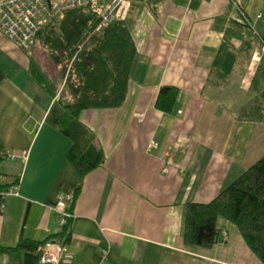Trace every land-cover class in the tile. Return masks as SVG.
<instances>
[{
  "label": "crops",
  "instance_id": "obj_1",
  "mask_svg": "<svg viewBox=\"0 0 264 264\" xmlns=\"http://www.w3.org/2000/svg\"><path fill=\"white\" fill-rule=\"evenodd\" d=\"M129 2L127 93L118 107L79 113L104 155L81 178L67 160L70 140L45 121L53 99L30 75L31 53L0 33V183L18 191L3 200L0 246L54 239L52 208L79 187L64 264H262L223 217L225 235L210 247L182 235L188 202L211 201L264 154L260 39L229 0ZM238 3L262 34L264 0ZM162 86L178 90L170 113L155 107ZM22 150L26 159L3 157ZM39 257L38 247L16 250L0 253V264Z\"/></svg>",
  "mask_w": 264,
  "mask_h": 264
},
{
  "label": "trees",
  "instance_id": "obj_2",
  "mask_svg": "<svg viewBox=\"0 0 264 264\" xmlns=\"http://www.w3.org/2000/svg\"><path fill=\"white\" fill-rule=\"evenodd\" d=\"M98 21L86 8L68 10L61 20L49 22L37 33L32 48L39 50L29 57L30 75L53 99L45 121L70 140L67 160L80 178L101 165L104 155L95 136L79 121V113L122 104L136 51L123 20L96 31ZM177 94L176 87L162 86L155 107L170 113ZM11 185L0 183V191ZM78 189L73 191L74 198ZM218 217L237 227L247 247L264 264V154L211 201L186 204L184 242L207 248L219 241ZM69 228L67 221L53 238L68 243ZM49 239L21 240L14 247L0 246V253L33 250Z\"/></svg>",
  "mask_w": 264,
  "mask_h": 264
},
{
  "label": "built area",
  "instance_id": "obj_3",
  "mask_svg": "<svg viewBox=\"0 0 264 264\" xmlns=\"http://www.w3.org/2000/svg\"><path fill=\"white\" fill-rule=\"evenodd\" d=\"M236 8L247 26L258 36L264 50V32L258 34L254 22L240 7L238 0H229ZM130 6L129 0H0V33L13 42L20 50L28 51L37 40V33L49 22L61 20L65 12L76 8H86L98 17L96 31L107 28L112 22L122 20ZM262 21L264 16L259 13L256 19ZM4 158L26 159L28 150L19 154L6 151ZM7 195H18L15 185L0 191V213L4 209V198ZM73 191L59 194L52 210L55 213L59 227L70 221L72 213L69 209L72 203ZM223 232L221 236H224ZM40 257L37 264H64L72 259L67 243L49 239L39 247Z\"/></svg>",
  "mask_w": 264,
  "mask_h": 264
},
{
  "label": "rangeland",
  "instance_id": "obj_4",
  "mask_svg": "<svg viewBox=\"0 0 264 264\" xmlns=\"http://www.w3.org/2000/svg\"><path fill=\"white\" fill-rule=\"evenodd\" d=\"M34 50H35V51H38V50H39V47H37V48H35V49H32V50H28L27 53H28L29 55H30V53H31V54H34V53H35ZM257 101H258V100H255V99L253 100V102H254V103H253L254 105L252 106L253 109L256 108V105H257L256 103H257Z\"/></svg>",
  "mask_w": 264,
  "mask_h": 264
}]
</instances>
